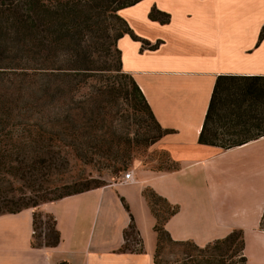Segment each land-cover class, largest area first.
Returning a JSON list of instances; mask_svg holds the SVG:
<instances>
[{"label":"crops","instance_id":"1","mask_svg":"<svg viewBox=\"0 0 264 264\" xmlns=\"http://www.w3.org/2000/svg\"><path fill=\"white\" fill-rule=\"evenodd\" d=\"M152 7L168 13L169 21L151 20ZM118 14L139 37L160 40L155 49H141L124 34L117 47L122 70L167 130L151 148L165 151L176 168L137 167L132 180L121 176L35 208L0 213V264H154L155 217L142 194L146 187L178 206L164 224L173 240L204 246L240 229L246 264H264V121H256L252 135L236 146L198 140L219 75L264 77V0H140ZM224 110L218 109L222 117ZM254 113L264 115V107ZM34 211L53 217L56 246L31 245ZM130 214L141 253L119 251Z\"/></svg>","mask_w":264,"mask_h":264},{"label":"trees","instance_id":"2","mask_svg":"<svg viewBox=\"0 0 264 264\" xmlns=\"http://www.w3.org/2000/svg\"><path fill=\"white\" fill-rule=\"evenodd\" d=\"M138 1L140 0H0V166L2 168L9 167V162L7 163L4 158H11L13 155L19 157L17 158L19 162H27L26 160L29 159L27 152L32 153L34 163L47 164L54 160L57 154L51 147L59 146L62 153L64 148H68L75 158L85 162H90L91 154L100 153L99 156L105 160L103 166L109 168L112 173L125 169L131 150V139L128 135L125 137L117 135L115 129L111 130L112 122L108 119L107 111L102 104L103 99L100 97L105 91L97 88L96 92L99 94L96 97H74L85 83L87 76H92L90 73L107 70L128 77L130 92L122 86L115 87L113 84L105 87H109L107 91L114 96L123 95L126 104L133 110L141 109L146 112L151 127L149 133L142 139L144 145L154 143L167 132L156 121L133 77L121 68L117 40L122 35L127 34L131 39L139 41L141 49H155L160 43V40L151 43L136 35L126 20L118 14L119 9ZM148 17L160 23L169 21V14L156 7L150 9ZM107 18H110L111 24L106 23ZM92 30H96V40L98 39L108 53L113 47L115 59L113 65L108 64L104 68L87 64L89 56L86 55L85 45L81 43ZM263 37L264 25L261 27L259 39ZM61 45L66 46V51L63 52H67L68 56L60 57L58 51ZM262 79L264 77L238 75L217 77L199 133L200 143L229 148L247 141L245 139L249 136H234L238 127L245 129L249 123L255 125V121H264V115L259 113L257 116L254 113L256 109L254 105L262 103L261 100L264 98ZM219 107H225L222 112L223 117L219 115ZM229 114H235V117H228ZM221 119L225 122L220 123ZM218 123L225 127L222 133L232 136L231 139L217 137V128L220 126ZM79 138L87 140L80 141ZM37 174L38 172L31 171L28 176L34 180ZM105 184H86L47 199L37 195L40 202L34 200L20 207L6 195L0 196V213L17 212L25 207L35 208L42 202ZM142 194L155 217L154 264H163L159 254L165 239L178 245L187 244L192 248L189 252H184L183 257L176 259L174 264H246L242 230L234 229L226 236L204 246H198L190 240H173L164 224L177 212L178 206L172 205L152 189L144 188ZM123 204L128 209L127 205ZM158 204L160 208L156 207ZM160 211L162 216L159 214ZM36 215L34 211L31 245L56 246L60 236L51 215H49L53 221L51 230L45 233L44 240H36ZM259 229L264 230V209L259 221ZM134 234L139 236L130 214V222L123 231L124 243L119 251L136 253L143 251L140 237L137 242L139 247L135 250L128 249V237ZM234 244L235 249L232 248ZM236 255L239 259L232 262V257Z\"/></svg>","mask_w":264,"mask_h":264},{"label":"rangeland","instance_id":"3","mask_svg":"<svg viewBox=\"0 0 264 264\" xmlns=\"http://www.w3.org/2000/svg\"><path fill=\"white\" fill-rule=\"evenodd\" d=\"M106 23L111 24L110 18L106 19ZM96 35V30L88 32L85 41L81 43L85 45V51L87 52L85 53L89 56V63L87 64L92 67L102 66L104 68L108 64L113 65L115 63L113 47L110 48V52L108 53L106 48L102 47L100 42H98V39L96 40ZM63 51H66V46L61 45L58 51L60 57L67 55V52ZM90 74L92 76H87L85 83L79 88L74 97H96L99 94L96 92L97 88L105 91L100 94V97L103 99L102 104L105 106L108 119L112 122L111 130L115 129L117 135L121 137L128 135L131 139V150L129 151L125 169L118 173H112L109 168L103 166L105 160L99 156L100 153L96 155L91 154L90 162H85L75 158L68 148H64V153H62L59 146H54L51 147L57 153L54 156V160L43 165L34 163L32 153L30 152H27L29 153L27 154L29 155V159L25 163L19 162L17 159L19 157L15 155L11 158H4L7 163L9 162V167L7 166L8 168L5 169L0 166V196L6 195L13 200L15 205L20 207L22 204L31 203L34 200L40 202L41 200L37 198V195H42L43 199H47L57 197L61 193L86 184H107L108 182L120 179L123 172L127 170L132 172L137 167L153 171L171 170L176 167V164L165 151L151 148V144L144 145L142 139L149 133L151 127V121L147 117L146 112L141 109L133 110L132 107L126 104L123 95L114 96L107 91L109 87L105 86L113 84L115 87L122 86L130 92L131 87L128 77L116 71L107 70ZM261 84H264V79L261 80ZM261 101L262 103L255 104L254 108L259 107L261 109L264 107V98ZM244 107H246V104ZM223 121L224 119H221L219 122L223 123ZM220 123H218L220 130H217V134H220L223 138L229 137L231 139L232 136L220 133L224 131ZM254 126L249 123L245 129L238 127L237 134L234 137L251 136ZM262 126H264V123ZM106 137L110 138L112 136ZM79 140L84 141L87 139L79 138ZM31 171L38 172L34 180L28 176ZM156 207L160 208V204L156 205ZM36 214V240L42 241L45 238V233L51 230L53 221L49 215L40 211H36ZM159 214L160 216L163 215L161 211ZM128 238V249H137L139 247V243H137L140 240L139 236L134 234ZM234 243L236 244V241ZM235 244L232 246L233 249H235ZM223 246L221 245V247ZM190 249L192 248L187 244L178 245L165 239L161 246L159 259L163 264H174L176 259L183 257L184 252H189ZM238 259V255L233 256L232 262Z\"/></svg>","mask_w":264,"mask_h":264},{"label":"built area","instance_id":"4","mask_svg":"<svg viewBox=\"0 0 264 264\" xmlns=\"http://www.w3.org/2000/svg\"><path fill=\"white\" fill-rule=\"evenodd\" d=\"M122 179L124 181L132 180L133 179L132 172L130 170L123 172Z\"/></svg>","mask_w":264,"mask_h":264}]
</instances>
